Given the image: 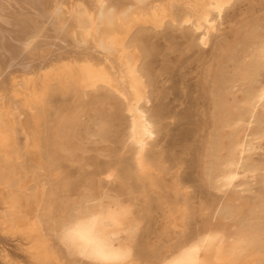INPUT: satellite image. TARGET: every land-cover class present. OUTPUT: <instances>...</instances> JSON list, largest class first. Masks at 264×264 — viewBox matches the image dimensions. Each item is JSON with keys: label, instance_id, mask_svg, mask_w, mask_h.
Listing matches in <instances>:
<instances>
[{"label": "bare ground", "instance_id": "1", "mask_svg": "<svg viewBox=\"0 0 264 264\" xmlns=\"http://www.w3.org/2000/svg\"><path fill=\"white\" fill-rule=\"evenodd\" d=\"M234 1L0 0V264H18L6 252L9 240L21 242L30 264L58 261L39 215L45 185L31 187L39 180L43 108L54 87L83 97L103 91L117 98L128 120L130 170L137 180L151 181L156 165L148 147L157 125L149 109L144 55L133 33L139 28L160 30L180 15V24L191 25L200 46L206 47L214 19ZM240 42L241 49L229 56L233 75L222 73L215 80L220 134L212 141L216 152L208 177L219 193L240 175L258 171L256 165H246L247 157L264 137V127L247 132L254 123L263 124L256 113L264 103V86L239 101L229 100L234 87L252 84L264 69V32H249ZM28 155L37 161L32 177L20 173ZM243 210L226 203L219 216L238 218ZM246 210L244 220L199 234L157 264L258 260L264 253V199ZM131 213L118 199H87L59 222L55 235L69 256L85 264H135L129 244L135 232Z\"/></svg>", "mask_w": 264, "mask_h": 264}, {"label": "rangeland", "instance_id": "2", "mask_svg": "<svg viewBox=\"0 0 264 264\" xmlns=\"http://www.w3.org/2000/svg\"><path fill=\"white\" fill-rule=\"evenodd\" d=\"M180 20L178 15L177 21H168L160 30L139 28L133 33L144 55L149 109L157 125L148 147L156 165L153 180H137L130 170L131 150L125 145L128 120L117 98L103 91L83 97L54 87L43 108L41 171L31 187L45 185L39 215L58 260L54 264H85L66 253L55 229L75 205L87 199H118L131 209L135 232L129 244L135 264H157L207 230L230 228L245 219L247 207L264 199V137L247 157L246 165H256L258 171L240 175L220 193L208 177L216 152L212 141L220 134L216 76L233 75L229 56L241 49L242 37L264 32V0H235L214 19L206 47L200 46L192 26ZM261 86L264 69L252 84L234 87L229 100L239 101ZM256 115L263 124L254 123L249 134L264 127V103ZM34 158L27 156L20 173L32 177ZM226 203L244 208V215L219 216ZM5 248L14 263L30 264L20 241L9 240ZM240 264H264V253L258 260Z\"/></svg>", "mask_w": 264, "mask_h": 264}]
</instances>
